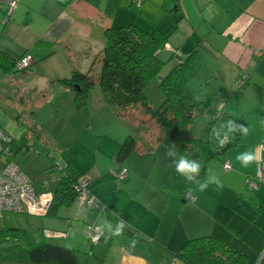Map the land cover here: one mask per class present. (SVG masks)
Segmentation results:
<instances>
[{
	"label": "crops",
	"instance_id": "1",
	"mask_svg": "<svg viewBox=\"0 0 264 264\" xmlns=\"http://www.w3.org/2000/svg\"><path fill=\"white\" fill-rule=\"evenodd\" d=\"M144 2L153 3L159 17L143 11L142 25L133 15L118 14L119 4H125L126 0H18L9 16L5 15L6 2L1 0L0 52L12 60L29 53L33 62L22 74L5 72L0 66V128L10 136L11 142H18L17 150H20L19 139L26 129L25 123H29L32 129L25 144L30 145V151L39 152L52 161V158L60 160L58 153L69 148L70 143L60 145L52 127L34 118V114L45 109L48 103L57 109L51 113L57 115L54 120L59 118V110L62 112L66 107L70 115L65 117L70 121L90 113L86 115L89 122L96 110L105 107L108 109L106 117L110 116L111 121L118 123L111 124L114 128L110 127L107 144H104L105 151L114 159L109 171L98 170L101 149L94 155V162L90 156L87 164L83 147L82 157L78 155V147L73 146L76 166L85 175L91 174L90 190L108 207L99 208L97 219L109 220L113 229L120 220L127 225L120 236L104 231L105 235L109 234V240L103 242L102 237L96 251L97 245L89 247L84 240L75 241V237L72 244L63 243L75 250L80 264H206L209 257L190 254L184 263L176 257H168L158 245L162 243L177 251L187 239L202 235H213L234 245L247 254L248 264H256L264 255L261 251L264 249V185L256 192L245 194L242 186L247 178H254L257 160L245 168L236 157L245 152L256 156L264 152V0H142L141 4ZM166 2L170 3L169 11ZM126 24L167 33V40L158 55L166 60L174 59L171 66L176 63L173 49L179 50L184 57L196 51V57L186 70H190L188 75L186 73L187 85L195 98L208 109L227 116V121L243 124V116L249 115V121L244 124L248 134H240L234 150L229 149L222 156L223 162H229L231 168L236 166V170L231 176H220L215 165L223 162L214 160L207 166L205 179L219 177V185L210 183L201 192L198 186L192 188L186 180L176 184L178 175L173 161L177 156L166 155L170 148L164 143L156 145L154 152L149 149L133 151L119 163L117 151L131 128L116 118L103 96H97V90L94 96L89 92L86 104L81 107L68 103L58 105L66 99L74 103L73 90L58 80L69 77L74 70L87 72L97 67L96 59L105 43L99 34L108 26ZM200 49L213 58L205 69L201 62L197 64L199 59L194 61ZM209 73L216 77V84L219 83L211 90L207 88L214 82L208 77ZM241 77L245 82L238 86ZM54 95L60 97L53 100ZM233 102L237 106L242 104V108L233 110L229 107L235 104ZM222 104L226 109L219 110ZM4 106H8L7 109ZM8 110L15 113L16 125L20 128L17 134ZM202 117L207 121L210 115ZM201 132L195 130L190 136H198ZM218 146L216 143L215 147ZM156 151L160 152L157 158L154 156ZM121 166L129 172L124 182L116 180ZM94 170L100 177L93 173ZM33 180L34 184L44 182V179ZM185 190L195 195L193 204L186 203L183 198ZM206 197L213 203L209 210L205 208ZM90 215L92 211L74 202L60 208L58 217L54 218L67 220L68 226L72 220L83 219L87 227L95 224L94 219L89 221ZM45 240L52 242L46 236ZM54 244L60 245V242L54 241ZM208 261V264H229L219 259ZM262 262L264 256L260 264H264Z\"/></svg>",
	"mask_w": 264,
	"mask_h": 264
},
{
	"label": "trees",
	"instance_id": "2",
	"mask_svg": "<svg viewBox=\"0 0 264 264\" xmlns=\"http://www.w3.org/2000/svg\"><path fill=\"white\" fill-rule=\"evenodd\" d=\"M10 14L5 9V15ZM103 34L105 43L96 59L98 66L87 72L74 70L69 77L61 78L58 82L73 90L76 107L85 105L89 90L99 85L105 104L114 110L117 119L130 126L134 134L129 133L120 145L116 154L119 163L133 151H148L152 145L163 144L166 128L175 127L180 132L175 150L177 160L181 155L200 160L203 166L198 179L204 181L208 164L212 160L223 162V154L239 142L240 133H234L223 147L213 146L209 133L217 120V112L197 100L187 85L186 70L197 52L193 51L187 57L172 52L176 63L163 73L170 60H163L158 54L167 40V33L159 29L146 31L134 24H126L108 26ZM16 60L0 52V66L5 72L22 74L32 66L31 63L27 68L17 70ZM150 89L156 92L157 105L151 99ZM206 114L210 115V120L200 135L183 134L184 130ZM25 126L19 139L20 145H26L27 135L31 133L30 124L25 123ZM74 153V148L69 147L58 153L60 160L52 158L58 176L52 190V202L45 215H13L16 219L13 224L1 220L0 264H80L73 248L47 242L44 226L31 220L35 217H58L60 208L76 202V185L86 175L76 166ZM176 175L179 174L176 172ZM89 183L88 178L87 187L93 193ZM158 245L168 257H176L184 263L188 261V255L194 254L229 264H248L246 253L213 235L189 238L177 251H172L162 243Z\"/></svg>",
	"mask_w": 264,
	"mask_h": 264
},
{
	"label": "rangeland",
	"instance_id": "3",
	"mask_svg": "<svg viewBox=\"0 0 264 264\" xmlns=\"http://www.w3.org/2000/svg\"><path fill=\"white\" fill-rule=\"evenodd\" d=\"M128 2H129V0H126L125 4H123V3L119 4L118 14L124 13V14H126L125 17L133 15V17L137 18V21L142 25L144 24V22L142 20H144V18H145L143 11H150L154 17H159L158 11L155 9L153 3H145L144 2V4H141L142 0H140V1L139 0H132V2H129V3ZM166 9H167V11L170 10V3L169 2H166ZM99 37L102 39V41L105 40L103 33L99 34ZM200 50L201 51L198 54L199 56L194 61H198V59H199L197 64H199L201 62L203 64V68L205 69V68H207L208 61H211L212 56H211V54L206 52L204 49H200ZM163 60H166V58H163ZM173 63H174V59L170 60V64L166 65L163 73L167 72V70H169V67H171V65ZM186 73L188 75L190 73V70L186 71ZM208 77L211 78V80L214 82L210 87L207 88L208 90H211L214 86H218L219 83L216 84L217 79L214 75L211 76V73H209ZM235 85L237 86V84H235ZM56 88H58V87H56ZM96 90H97V92H99L97 96L102 95L99 85H96V87H93L92 89L89 90V92H91L90 96H94L96 94L95 93ZM149 91H150L152 101L154 102V104L157 105L158 100H157L156 92L153 89H150ZM55 92L57 94H60L59 90H56ZM88 95H89V93H88ZM58 97H60V96L54 95V98H52V99L56 100ZM61 97H62V99H66L62 95H61ZM67 103L72 104V106H73V104H75L71 100L66 99V100L60 101L58 103V105L62 106V105H66ZM233 103H235V104L229 105V107L233 108V110L237 111V108H242V104L237 106L236 102H233ZM74 106H76V105H74ZM7 107L4 106V108H6V109H7ZM59 108H61V107H59ZM221 108L226 109V106L224 104H222L220 106L219 110H221ZM53 110H54V112H55V110H57V109H55L54 104L48 103L46 105L45 109L43 108L40 112H37L34 114V118L36 120L41 121L42 123L52 127L54 133L56 135H58V137H59L58 142L60 145L70 143L69 144L70 147H73V146H74V148L78 147V155L83 157V153L81 152V150H82L81 146H82L83 151L85 152V154L87 156V159L85 161V163H87V164H88V158L90 156L93 158V162H94V155L98 153V151H99L98 149H101L102 150L101 156L97 160V164L99 165L98 170H100L102 172L109 171L110 164L114 163V159H113L112 154L105 151V145L104 144H107V141L109 138L108 133H110V131H111L110 127H112L111 124H118V123L111 121L112 119L110 118V116L106 117L107 116L106 112L108 111V109L105 110V107H104L103 109L100 108V109L96 110V113L94 114V116L91 118V120L89 122L87 121L86 115L90 114V113H83L79 116V118L77 120L70 121L69 118H66L70 115V113L68 111H66V107H64L62 112L59 110V118H58L59 121H58V119L54 120V117H56L57 115L53 116L51 114L53 112ZM8 111L10 112L11 118L13 120V127L17 128V129H15V134H17V133H19L20 128L17 127V125H16V118L14 116L15 113L12 112L11 110H8ZM246 111H248V110H246ZM240 114H243V111H241ZM226 117L227 116H225V115L223 116L222 114H220V111H217V120L214 123V125L211 128L210 133H209V137L213 143V146H215L216 143H219L214 132H213V129L214 128L219 129L220 126L227 121ZM249 119H250L249 115H244L243 116V124H245V121H247V120L249 121ZM205 120L206 119L201 117L193 125H191V127H189L188 131L184 130L183 134L190 136L193 132H195V130L198 132L199 131L201 132L202 127H204L209 122L210 118H208L207 121H205ZM113 128L114 127H112V129ZM131 134H134V133L131 132ZM98 135H101V136H98ZM232 136H233V134L231 135V137ZM179 137H180V132L177 128L167 127L165 132L163 133V138L165 140L164 144H166L168 148L176 150L177 145H178V141H179ZM11 143H12V149L14 151V160L19 164V166L22 169H24V171H26L27 173L32 175V181H34L33 178L36 181L44 179V182H42L40 184H34L35 191L36 192L52 191L55 187V184H56V177L58 176V171L55 169V162L51 161V159L49 157H46L45 155H43L39 152H36V151L31 150L28 152H22L20 150H17L18 142L12 141ZM159 145H162V144H159ZM157 146H158V144H157ZM56 149L59 151L60 146L58 145V147ZM155 149H156V144L152 145L150 151L154 152ZM231 150H234V149L231 148ZM158 153H160V152L156 151V153L154 155L155 158H157ZM5 158H6L5 155L3 153H0V163H2L5 160ZM91 159L89 160V163H91ZM211 162H214V160H212ZM257 164H258V161H257ZM215 167L218 170L217 171L218 175L220 172V176H231L230 175L231 172H234L236 170V166L231 168L230 170H226L223 167V163H217L215 165ZM93 173H95V175L99 176L95 170L93 171ZM114 173H113V177L115 178ZM88 177H90L92 179L91 174ZM116 178H117L116 180L118 182H124L125 181L123 179L120 180L117 177V175H116ZM216 178H219V177H216ZM175 180H176L175 181L176 184H179L180 181H183L185 179L181 175H178ZM46 182H48V184ZM262 185H264V182L258 180V187H261ZM244 186H242V187H243V192L245 194L248 192H250V193L256 192V190L258 189L257 188L255 190V189H251V188L246 187V185H244ZM192 188H196V187L192 186ZM226 192L227 191H224V193H226ZM193 202L194 201L186 200V203L193 204ZM205 202H206V206H205L206 210L211 209L213 203L211 201H209L207 199V197H206ZM62 208H64V207H62ZM99 208L102 209L101 206H98V207L94 208L93 210H91L92 215H90L88 217V219L91 222L94 219L95 224L103 227L105 222L109 223V220H104L103 219L104 217L97 219ZM23 220L26 221V219H23ZM31 220H35L36 222L41 223V224L43 222V226H45L44 232H45L46 239L48 241H52L53 243H54V241H57V242H60V244L65 243V244L70 245V244H72L73 239L75 237V241H76V239L84 240L85 243L87 245H89V247H91V245H97V247L94 251H96L99 244L102 243V241H100L101 239L94 240L91 235L86 233L85 228H86L87 224H86V221L83 219L72 220L70 222L69 226L67 225V222H66L67 220L61 219V218L42 217V219H40L39 217L38 218L35 217ZM3 221H5L7 224H13V223H15L16 219L11 214H5ZM2 223L3 222L0 221V224H2ZM102 229H103V231H107V228L103 227ZM102 237H104L103 242L109 240V234L105 235V232L103 233ZM261 251H264V249H262ZM197 256H201V255H197ZM209 259H211V258H209ZM209 259L206 258V261H205L206 264L209 263V261H208ZM92 262H95V261H92ZM262 263H264V262H262Z\"/></svg>",
	"mask_w": 264,
	"mask_h": 264
},
{
	"label": "built area",
	"instance_id": "4",
	"mask_svg": "<svg viewBox=\"0 0 264 264\" xmlns=\"http://www.w3.org/2000/svg\"><path fill=\"white\" fill-rule=\"evenodd\" d=\"M7 5V14H10L16 7L18 0H4ZM140 1V0H139ZM173 53L181 55L180 51L173 49ZM33 62V58L29 53H24L15 63V69L22 70L27 68ZM245 82L244 78H240L238 86ZM20 151H30L29 145H22ZM0 153L5 155V160L0 163V221L4 219L5 214L11 215H30L43 216L48 211L52 202L53 192L42 191L36 192L34 182L28 173H26L19 164L14 160V151L11 146L10 136L0 128ZM258 164L254 174V178H247L245 185L251 189L258 188V180L264 182V152L258 153ZM223 167L226 170L231 169L229 162H224ZM128 169L122 166L116 173L117 177L125 180L128 177ZM88 176L82 177L77 185L78 196L76 202L88 209H94L101 206L102 209L106 205L93 193L89 192L87 179ZM48 184V182H46ZM185 200L194 201L195 195L190 191L183 193ZM86 233L101 239L104 231L97 224H90L86 227ZM98 239V240H99Z\"/></svg>",
	"mask_w": 264,
	"mask_h": 264
},
{
	"label": "clouds",
	"instance_id": "5",
	"mask_svg": "<svg viewBox=\"0 0 264 264\" xmlns=\"http://www.w3.org/2000/svg\"><path fill=\"white\" fill-rule=\"evenodd\" d=\"M213 132L219 142V145L223 147L226 143L229 142V135L239 132L242 135L248 134V127L244 124H238L236 121L228 120L223 123L219 129H213ZM222 137V138H221ZM169 157H176L177 152L174 149H169L166 153ZM258 157L252 152H245L238 154L236 160L241 164L242 167H248L253 162H255ZM175 164L176 172L183 176L186 181L192 182L198 185L199 191H205L210 183H216L219 185V181L216 177H209L204 181L198 179L201 169L202 162L197 159H189L185 156H179L178 160L173 161ZM126 223L123 220L118 221L115 229H113L112 225L108 222H105L104 228H107L109 233L114 236H120L123 233L124 228L126 227ZM99 237H94V240H98ZM133 246L135 245V241L132 242Z\"/></svg>",
	"mask_w": 264,
	"mask_h": 264
},
{
	"label": "water",
	"instance_id": "6",
	"mask_svg": "<svg viewBox=\"0 0 264 264\" xmlns=\"http://www.w3.org/2000/svg\"><path fill=\"white\" fill-rule=\"evenodd\" d=\"M262 256H264V255H262ZM262 256L258 259V261L256 262V264H260L261 263Z\"/></svg>",
	"mask_w": 264,
	"mask_h": 264
}]
</instances>
